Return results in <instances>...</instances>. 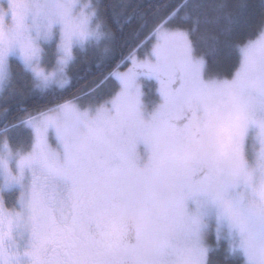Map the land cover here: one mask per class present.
<instances>
[{
    "label": "snow or ice",
    "instance_id": "snow-or-ice-1",
    "mask_svg": "<svg viewBox=\"0 0 264 264\" xmlns=\"http://www.w3.org/2000/svg\"><path fill=\"white\" fill-rule=\"evenodd\" d=\"M0 264H264V0H0Z\"/></svg>",
    "mask_w": 264,
    "mask_h": 264
},
{
    "label": "trees",
    "instance_id": "trees-1",
    "mask_svg": "<svg viewBox=\"0 0 264 264\" xmlns=\"http://www.w3.org/2000/svg\"><path fill=\"white\" fill-rule=\"evenodd\" d=\"M151 2H158V0H151ZM250 2L258 4L259 0H250ZM125 54H126V50H125ZM221 68H222V71L225 72V73L231 71L232 70V59L229 58V57H222L221 58ZM99 71L100 70H97L96 68H93L92 72L83 74L84 75V80H82V81H80L78 83V87L84 86V84L87 81L91 80L94 76L98 75ZM103 71H107V69H103Z\"/></svg>",
    "mask_w": 264,
    "mask_h": 264
},
{
    "label": "rangeland",
    "instance_id": "rangeland-1",
    "mask_svg": "<svg viewBox=\"0 0 264 264\" xmlns=\"http://www.w3.org/2000/svg\"><path fill=\"white\" fill-rule=\"evenodd\" d=\"M143 86H144V91L146 93V100L150 102V101L156 99L155 82L149 81V80H144Z\"/></svg>",
    "mask_w": 264,
    "mask_h": 264
}]
</instances>
